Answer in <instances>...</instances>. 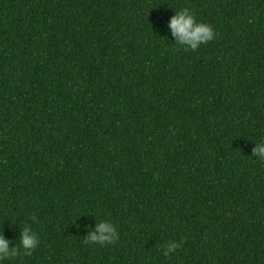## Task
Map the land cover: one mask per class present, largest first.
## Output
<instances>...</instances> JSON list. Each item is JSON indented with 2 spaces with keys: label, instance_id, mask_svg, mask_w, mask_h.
I'll return each mask as SVG.
<instances>
[{
  "label": "trees",
  "instance_id": "obj_1",
  "mask_svg": "<svg viewBox=\"0 0 264 264\" xmlns=\"http://www.w3.org/2000/svg\"><path fill=\"white\" fill-rule=\"evenodd\" d=\"M261 138L264 0H0V231L39 238L5 264H264Z\"/></svg>",
  "mask_w": 264,
  "mask_h": 264
},
{
  "label": "clouds",
  "instance_id": "obj_2",
  "mask_svg": "<svg viewBox=\"0 0 264 264\" xmlns=\"http://www.w3.org/2000/svg\"><path fill=\"white\" fill-rule=\"evenodd\" d=\"M167 27L171 37L174 38V44L185 50L195 51L201 45H205L216 38L212 25L198 21L189 8H182L174 12L168 20ZM251 153V156L264 161V138L253 143ZM32 219L35 221L36 217L33 216ZM84 228L86 235L83 237V243L86 245L104 246L118 239L117 225L107 217L94 222L93 227L84 225ZM10 243V239L5 238L0 231V264H5V261L13 260L21 255H30L37 247L39 238L35 231L25 226L19 232L18 245L15 244L10 247ZM179 247L180 243L175 240L166 241L160 249V255L170 259L171 254H174Z\"/></svg>",
  "mask_w": 264,
  "mask_h": 264
}]
</instances>
